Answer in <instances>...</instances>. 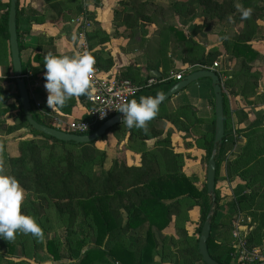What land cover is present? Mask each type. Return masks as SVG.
I'll return each mask as SVG.
<instances>
[{
	"label": "trees",
	"instance_id": "1",
	"mask_svg": "<svg viewBox=\"0 0 264 264\" xmlns=\"http://www.w3.org/2000/svg\"><path fill=\"white\" fill-rule=\"evenodd\" d=\"M241 1V6L251 12L264 10V0ZM19 8L20 0L17 2V25ZM0 9H4L0 14V60L4 59V42H7V53L12 63L8 30L10 0L0 3ZM134 9L127 13L128 21H132L131 26H134L139 18L138 9L144 11L142 4L138 9ZM211 10L210 20H227L240 13L235 0H224L222 5L216 4ZM144 15L143 12L142 16ZM169 29L175 34V45L184 48L185 59L203 66H212L219 56L227 54L241 59L240 73L246 77L245 71L248 72L251 67L249 63L258 55L251 45V41L261 32L258 23L256 27L246 25L238 29L234 37L222 40V48L209 51L205 44L195 40L196 35L208 32L203 24H199L190 35L184 34L175 26H169ZM95 37H99L103 42L107 39L99 29L88 32L92 49L97 44ZM99 55V51L93 50L92 56L97 59L98 67L109 68L112 59ZM23 73H26L24 66ZM120 78L131 80L139 86V90L131 98L137 100L141 96L164 94L176 83L168 77L162 79L147 76L143 79L133 74ZM151 79L153 82L149 83ZM251 80L252 83L247 85L246 89L250 88L256 93V75H252ZM2 94L17 100V105L9 106L16 109L17 115L11 124L0 119V169L17 179L24 193L23 201L29 202L31 206L34 201L48 203V206L54 203L75 204L79 209L70 213L71 222L75 224L78 218L82 219L80 224L83 221L88 222L87 235L89 233L93 237L96 245L95 248L86 250L78 261L71 260L59 264H206L199 252V237L213 205L207 182L200 183L196 175L186 176L183 173L186 154L177 149L171 134L158 139L154 147H145L147 139L162 135L163 129L158 127L157 123L163 117L178 127L191 123V107L182 106L176 111L163 112V102L159 105L157 115L147 122L145 129H130L119 123L96 141L78 143L59 140L29 124L19 99L15 77H0V96ZM88 96L89 90L87 95L79 97L86 102ZM31 104L33 117L38 122L51 126L46 118L41 117V111L32 100ZM261 119H255L250 126L240 131L246 141L241 143L240 151L231 158L227 157V152L231 151L238 141L230 137L232 134L226 129L225 122V137L216 155V183L224 162L227 176L245 180L250 188V191L241 194L231 205L252 212L254 223L248 236V244L252 247H261L264 244V123ZM101 125L95 126L88 133L96 131ZM215 126L216 122H213V128L208 135L196 138L194 142H184L187 147L195 145L204 149L200 160L203 166L208 164L212 155ZM25 128L27 131H24ZM108 135H113L115 141H110ZM105 141L115 149L123 144L126 149L134 151L133 161H127L125 156L109 158V151L101 148V143ZM11 146L14 153L10 151ZM221 201L215 188L216 211L211 219L208 249L219 264H232V248L219 246L212 234L217 226L226 229L222 232L226 236L230 232L227 228L229 217L227 226L216 222L218 211L223 205ZM193 210L197 211V219L195 226L190 228L188 223L192 219ZM171 225L175 235L166 236L162 239L161 246L157 247L153 228L164 230ZM79 242L77 251H81L86 243L85 240ZM4 245L10 247L11 253L14 251L10 240H4ZM48 251L56 261L66 259L64 252L59 250L53 240H48ZM9 264L31 263L24 260Z\"/></svg>",
	"mask_w": 264,
	"mask_h": 264
},
{
	"label": "crops",
	"instance_id": "2",
	"mask_svg": "<svg viewBox=\"0 0 264 264\" xmlns=\"http://www.w3.org/2000/svg\"><path fill=\"white\" fill-rule=\"evenodd\" d=\"M8 1L0 0V3H7ZM98 1L20 0L18 20V34L21 46L20 55L23 66L26 69L25 74L27 75L26 81L30 98L34 102V105H36V102L41 104L39 108L41 117L46 118L52 127L56 126V120H61L66 125L70 121L89 117L91 107L88 106L87 100L85 102L79 96L69 98L62 107L56 106L49 109L46 104L47 92L44 87V60L46 56L73 55L78 53L77 33L82 23V18L88 21L87 28L89 33L99 29L107 37L104 42L103 40H99V37H95L94 41L97 44L93 49L91 48V55H93V50L99 51V56L103 58L110 57L113 61L109 68L99 67L104 76L122 77L133 76L134 74L138 78L145 79L147 76L151 77V70H157L162 74V79L168 77L177 82L178 80L173 77V74L182 73L186 75L204 67L214 69L213 65L203 66L199 63L186 60L183 47L180 45L173 46L170 43L164 45L162 44L164 40L158 39L155 33L151 35L145 33H139V35L132 34L131 36L134 37L127 36L125 39L122 35H117V28L112 24L111 19L114 9V4L112 3L115 0ZM3 11L4 9H0V14ZM197 41L203 43L199 40ZM203 44H205L208 51L213 48H222V41L216 45ZM251 45L258 55L249 63L251 67L248 72L247 70L245 71L246 77H243L244 75L240 73L241 59L223 54L215 61L219 64V67L214 70H217L222 78L226 129L231 132L232 136L230 137L238 141V144H234L231 151L227 152L228 158L238 153L241 143L243 144L246 141L243 133L240 132L241 130L250 126L258 118H262V123H264V50L262 49L264 47V37L259 35L251 41ZM4 51V59L3 61L0 60V77L13 78L14 69L12 67L13 64L9 61L7 42H4ZM95 60L97 59L95 58ZM252 75H256L257 77L256 93L250 88L246 89L247 85L250 86L252 83ZM199 85L202 86L203 90H199L202 92L194 96L193 92L198 91L194 89L199 87ZM182 93L190 95L194 103L179 107H169V102L173 99L170 97L171 99L169 98L163 103L161 111L172 112L182 106H189L193 112L192 122L185 124L184 127H178L172 121L163 117L157 123L158 127L163 129L162 135L147 139L145 147L146 149H150L155 146L158 139L171 134V138L176 144L177 149L186 154L183 173L186 176L196 175L200 183H204L207 180V172L205 177L204 166L200 162L204 149L195 145L187 147L184 142H194L196 138L208 135L213 128V122H216L215 94L212 80L210 78H201L188 85ZM203 100L205 108L209 111L205 115L200 113V103ZM10 105H17V100L14 97L2 94L0 96V119L6 121L8 124H11L17 115L16 109L9 108ZM195 120L198 121L195 122ZM196 123L199 124L194 125ZM63 129L67 131L66 128ZM24 131H27V128ZM110 141L114 142L115 139ZM133 155L134 151L125 148L122 155L115 154V157L125 156L127 161H133ZM223 169L224 173L227 174L226 164H224ZM232 179L233 182L231 181L229 186L233 191L240 184L245 189L243 193L248 192V185L245 180L239 177ZM191 218L188 225L190 228H193L197 219L196 210L191 212ZM153 229L157 247L161 246L162 239L166 236L175 235L173 225L164 230ZM223 229L222 226H217L212 231V234L219 246H231L232 248V241H234L233 232H229V235L226 236L222 233ZM231 262L234 264L233 259Z\"/></svg>",
	"mask_w": 264,
	"mask_h": 264
},
{
	"label": "rangeland",
	"instance_id": "3",
	"mask_svg": "<svg viewBox=\"0 0 264 264\" xmlns=\"http://www.w3.org/2000/svg\"><path fill=\"white\" fill-rule=\"evenodd\" d=\"M101 1V0H99ZM98 1V2H99ZM230 1V0H229ZM237 5H242V1L235 0ZM222 5L224 0H115L114 9L112 11V24L117 28V35H122L125 39L127 36L139 35V33L153 34L156 31L158 39L164 40L162 44L175 45L176 39L173 30L169 29V26H175L184 34L190 35L197 29L199 24L208 30V32H202L195 36V40H199L208 45H216L220 43L224 38L234 37V33L243 28L246 25L251 27L258 25L261 27L260 36L264 37V10L253 11L247 19H241V13L229 18H213L212 8L216 4ZM142 4L144 11L138 9V6ZM133 5V6H131ZM138 9V20L134 26L132 21H128L127 13L130 10ZM144 12V16H142ZM148 17V18H147ZM145 27H143V26ZM134 29V30H133ZM143 30V32H142ZM134 37V36H131ZM264 50V47L262 48ZM193 61V60H191ZM174 75V74H173ZM195 88V87H192ZM182 89L178 93L174 94L173 98L169 102V107H179L181 105L194 103L192 97L187 93H182ZM198 91H194L193 95H199L203 90L202 86L196 87ZM170 98V99H171ZM208 110L205 108L204 100L200 103V113L208 114ZM109 140H113V135H108ZM107 141L101 143V148H105L109 151V158L115 156V154L122 155L125 147L121 144L119 147H111V144ZM12 150V146L10 147ZM11 153H14L11 151ZM109 165V162L107 163ZM224 162L221 165L220 173L217 178L216 188L218 189L219 196L222 199V207L218 211L216 222L226 225L229 217L230 232H233L235 227L234 223L240 221L241 224L247 227V230L253 228L254 218L250 210H241L239 206H232L234 202L244 192L243 185H237L234 191L230 188L229 183L232 178H229L224 173ZM207 172V165L203 168ZM258 188V187H256ZM250 191V188H247ZM254 190V188L252 189ZM24 194V193H23ZM24 199V198H23ZM22 201L21 211L35 218L36 222L42 229V236L37 238L32 234H24L17 232L15 238L10 240L14 245V251L11 253L10 247L4 245V239H0V263L9 264L16 261H27L31 264H59L61 262H69L71 260H79L84 252L88 249L95 248L96 245L92 240V236L87 235L88 222L83 221L81 224V218L76 219L75 224L71 222L70 213L79 208L70 203H54L48 206V203H42L41 201L31 202ZM43 204V205H42ZM60 205V206H59ZM216 211V209H215ZM80 224V225H79ZM224 228V227H222ZM226 230V229H223ZM90 236V237H89ZM48 240H53L59 250L63 251L66 259L56 261L53 259V255L48 251ZM85 240L81 251H77L76 248L79 241ZM234 242V241H232ZM232 244V243H231ZM231 248V246H230ZM261 256L264 258V244L260 247ZM68 257V258H67ZM232 260V257H231ZM264 263V262H263ZM235 264V261H234Z\"/></svg>",
	"mask_w": 264,
	"mask_h": 264
},
{
	"label": "clouds",
	"instance_id": "4",
	"mask_svg": "<svg viewBox=\"0 0 264 264\" xmlns=\"http://www.w3.org/2000/svg\"><path fill=\"white\" fill-rule=\"evenodd\" d=\"M237 8L241 19L250 16V9L240 5ZM94 63L87 51L73 55L46 56L44 87L48 108L62 107L69 98L87 95ZM163 100V94L157 93L155 96H141L139 100L131 99L114 109L122 113V123L128 128L145 129L147 122L157 115ZM104 115L105 110L101 117ZM23 198V190L17 179L0 169V239L13 240L17 232L30 233L37 238L42 236V229L35 218L21 211Z\"/></svg>",
	"mask_w": 264,
	"mask_h": 264
},
{
	"label": "water",
	"instance_id": "5",
	"mask_svg": "<svg viewBox=\"0 0 264 264\" xmlns=\"http://www.w3.org/2000/svg\"><path fill=\"white\" fill-rule=\"evenodd\" d=\"M17 2L18 0H10V9L8 16V30L10 34V47L12 55V64L14 69V77L17 82L19 99L23 106L25 116L29 124L38 131L47 135L55 137L62 141H75L78 143H88L98 140L101 136L105 135L112 127L123 122V116L119 113L108 120H106L96 131L88 134H75L65 130H60L52 126H48L38 122L31 112L32 104L29 94L28 84L24 78L23 64L20 55L18 25H17ZM150 75L152 78H161L162 74L157 70H151ZM201 78H210L213 83V90L215 94V116H216V132L213 145L212 155L207 164V190L212 198L213 205L210 208L206 221L202 227L199 237V252L203 261L206 264H219L210 254L208 249V239L211 234V219L215 212V183H216V155L222 145L225 137V114H224V99L222 89V79L217 70L210 68H201L186 74L181 80H178L163 96L165 102L174 94L186 88L192 82ZM162 102V103H163ZM92 107V104H88ZM264 264V263H263Z\"/></svg>",
	"mask_w": 264,
	"mask_h": 264
},
{
	"label": "built area",
	"instance_id": "6",
	"mask_svg": "<svg viewBox=\"0 0 264 264\" xmlns=\"http://www.w3.org/2000/svg\"><path fill=\"white\" fill-rule=\"evenodd\" d=\"M87 27L88 21L82 18V23L77 33V48L78 53L87 51L91 55L92 50L87 37ZM93 59L95 63L90 77L89 96L87 98V102L92 104L89 117L70 121L66 125L63 121L56 120L55 128L60 130L66 128L67 131L75 134H88L89 130L95 126L103 124L112 116L119 114L120 112L114 108H118L121 103L129 101L139 90V86L131 80L123 79L119 76H104L95 58ZM217 67H219V64L215 62L213 68L216 69ZM23 76L27 79L26 74ZM184 76L182 73L173 75L176 80H181ZM151 82H153V79L149 81V83ZM35 106L39 109L41 104L36 102ZM104 110L105 115L101 117L104 114ZM120 114L122 115V113ZM234 225V242L232 244L231 257L235 264H263L264 258L260 254V247H252L248 244L250 230H247V227L241 224L240 221L235 222Z\"/></svg>",
	"mask_w": 264,
	"mask_h": 264
}]
</instances>
